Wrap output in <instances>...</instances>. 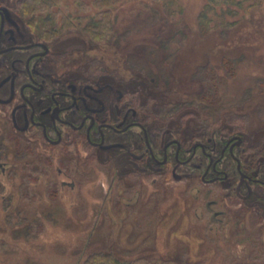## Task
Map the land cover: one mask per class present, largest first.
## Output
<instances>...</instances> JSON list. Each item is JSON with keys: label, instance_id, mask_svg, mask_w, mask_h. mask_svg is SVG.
<instances>
[{"label": "rangeland", "instance_id": "1", "mask_svg": "<svg viewBox=\"0 0 264 264\" xmlns=\"http://www.w3.org/2000/svg\"><path fill=\"white\" fill-rule=\"evenodd\" d=\"M0 1L35 28L64 26L75 67L136 85L156 123L245 133L264 158V0ZM56 159L0 137V264H264V221L236 202L210 209L204 187H129Z\"/></svg>", "mask_w": 264, "mask_h": 264}, {"label": "flooded vegetation", "instance_id": "2", "mask_svg": "<svg viewBox=\"0 0 264 264\" xmlns=\"http://www.w3.org/2000/svg\"><path fill=\"white\" fill-rule=\"evenodd\" d=\"M32 21L0 1V137L12 132L45 158L103 169L111 183L204 187L210 209L236 202L264 221V158L245 133L187 136L184 125L156 123L136 85L75 67L59 47L64 26L43 32Z\"/></svg>", "mask_w": 264, "mask_h": 264}, {"label": "trees", "instance_id": "3", "mask_svg": "<svg viewBox=\"0 0 264 264\" xmlns=\"http://www.w3.org/2000/svg\"><path fill=\"white\" fill-rule=\"evenodd\" d=\"M24 5L26 6V9H30V10H35V8L43 3L42 1L40 0H24ZM49 1L50 0H46V3L47 5L49 4ZM96 1H102L103 2H108V0H96ZM228 3V1L226 2ZM49 21V19H48ZM44 27L43 28H46L47 26L49 27V25L47 24H44L43 25ZM111 257V256H110ZM110 257H108V254H104V255H100L99 253H94V254H91L84 262V264H132L130 262H122V261H119V259L117 258H113L111 259Z\"/></svg>", "mask_w": 264, "mask_h": 264}]
</instances>
